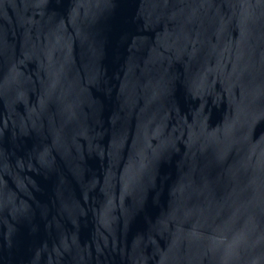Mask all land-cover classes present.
Masks as SVG:
<instances>
[{
  "label": "water",
  "instance_id": "95a60500",
  "mask_svg": "<svg viewBox=\"0 0 264 264\" xmlns=\"http://www.w3.org/2000/svg\"><path fill=\"white\" fill-rule=\"evenodd\" d=\"M0 264H264V0H0Z\"/></svg>",
  "mask_w": 264,
  "mask_h": 264
}]
</instances>
